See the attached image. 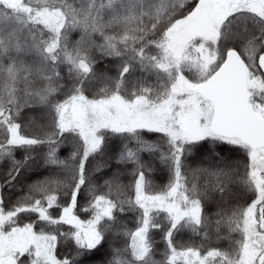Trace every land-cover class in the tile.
Segmentation results:
<instances>
[{
	"label": "snow or ice",
	"instance_id": "6c2138e0",
	"mask_svg": "<svg viewBox=\"0 0 264 264\" xmlns=\"http://www.w3.org/2000/svg\"><path fill=\"white\" fill-rule=\"evenodd\" d=\"M5 161L0 264H264V0H0Z\"/></svg>",
	"mask_w": 264,
	"mask_h": 264
},
{
	"label": "trees",
	"instance_id": "16d2710c",
	"mask_svg": "<svg viewBox=\"0 0 264 264\" xmlns=\"http://www.w3.org/2000/svg\"><path fill=\"white\" fill-rule=\"evenodd\" d=\"M80 33L79 32H74L72 33V37L71 39L73 41L79 39ZM99 42V38H96ZM95 54V53H94ZM97 59H99V57L97 56ZM118 61L114 60L112 58H106L103 61L99 62L96 65V70L98 72H107L108 76L111 77H115L116 76V67H117ZM139 75V74H138ZM154 81V77L150 78V82ZM101 85H97V87H99ZM149 139H157V136L153 135L148 137ZM72 151V146L71 144H66L62 149H61V157L62 158H67L68 154ZM18 158H19V154H18ZM144 158L147 160L149 159L148 154H144ZM104 160H107V157H105L103 160L101 158H97L96 160H92L90 158V162L88 167L94 168L97 162H101L103 163ZM109 163V167L107 169H104L103 171H101L100 173H97L96 176L99 177L98 179H96V183L99 186H101L103 184V180L104 179H108L109 176L111 175V173L113 171L116 170V165L114 162L112 161H108ZM8 162L5 161L2 164H0V183H2V176L3 173L6 171V169L8 168ZM47 175V172L42 169V168H38L34 170V173H29L27 177H25V181L26 183H32L36 180H41L44 179V176ZM132 177L126 172L124 175H122L120 177V183L122 185H128L131 182ZM151 179L153 180L154 184L157 185L158 187H162L163 185H165L167 183L168 180V173L166 171V169H164L163 167H161L159 164L156 165V170L155 172L152 174ZM203 181L201 180V183ZM23 187V191H17V192H8L7 189H5L4 194L6 197V203L11 200L12 202H15V200L24 195L27 192V187L26 185H22ZM101 191L105 190L103 188H100ZM87 203V200L85 198V195L82 194L81 197L78 198V204L79 206H83ZM216 205L214 203H209L206 207V211L211 215L212 213H214L216 211ZM59 210H53V215H58ZM78 214L81 215L82 219H86L88 218V214L87 213H83V212H79ZM24 217V221L25 223L29 222L31 219H34V216H28L27 214H21ZM133 213L132 212H128L126 214H123L121 216V218L127 223L129 228H133L134 225L132 223V219H133ZM37 230L40 228V224L36 225ZM61 231H68V226H63L61 228ZM223 231V230H222ZM152 235L154 236L155 240L157 241L156 244V248H157V254L155 256L156 260H162L163 256H162V252L164 251V243L161 239V233L159 231H154L152 233ZM178 243L180 244H184V245H188V244H200L201 240L199 237L193 235L191 232L188 231H184L181 232L180 234H178V236L176 237ZM111 243H113L116 247H122L124 246L125 242H126V238L124 237H119V238H115L112 239L110 241ZM71 242H69L70 245ZM216 246H220V247H227V242L226 241H220L216 244ZM68 247V245H64L60 247V251H64V248Z\"/></svg>",
	"mask_w": 264,
	"mask_h": 264
}]
</instances>
